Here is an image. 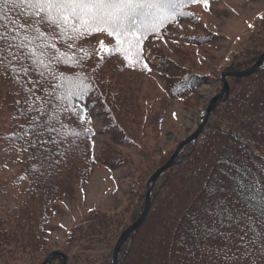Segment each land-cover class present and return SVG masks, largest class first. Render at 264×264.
I'll list each match as a JSON object with an SVG mask.
<instances>
[{"label": "trees", "instance_id": "obj_1", "mask_svg": "<svg viewBox=\"0 0 264 264\" xmlns=\"http://www.w3.org/2000/svg\"><path fill=\"white\" fill-rule=\"evenodd\" d=\"M177 3L180 11L186 14L179 15L159 34H148L144 38L141 57L136 59L133 56L134 67L129 66L119 52L106 60L100 59V54L115 44L114 40L100 46L99 36H108L106 33H95L78 41L75 49L61 46V51H75L77 56L82 55L78 49L90 53V57L82 61V68L62 67L60 71L73 78L77 72H83L94 86L95 91L89 97L91 102H86L90 111L85 118L91 116L92 123L87 127L94 129L95 135L79 141L78 147L66 151L64 157H55L60 160L59 164L49 161L39 171H29L39 162L30 158L29 151L21 150L22 142L0 139V144L6 149L26 155L18 169L20 176L13 184L28 181V186L23 189L24 196L17 205L1 211L0 200V264H41V255L51 242L52 223L57 216L59 202L76 196L98 164L112 169L132 166L130 158L112 148L118 144H141L149 127L158 130L162 125L169 100L190 98L203 85L216 81L212 74L200 71L204 64L201 48L216 44L219 34L202 26L198 15L190 10L201 2L177 0ZM189 23L193 30L180 27V24L190 26ZM163 42L166 47L159 45ZM242 43V49L233 52L229 62L225 61L224 71L248 70L264 52V13L251 25ZM189 47L194 49V53ZM145 62L151 71L144 67ZM136 74L155 76L166 93L155 103L149 101L146 113H142L136 102L139 89L132 90L130 86L129 80ZM228 81L230 93L215 103L204 131L183 147L173 165L156 181L147 217L123 245L119 264H185V250L179 247L181 235L185 234L190 222L189 215L199 211L198 205L202 202L208 178L216 177L219 185L230 192L233 182L222 172L235 176V166L240 165L242 171L264 180V63L257 72L229 77ZM64 83L67 90L79 84V80ZM18 92L19 85L0 75V137L11 136L28 124L23 118L13 119L17 111L14 101L20 99L13 93ZM206 107L201 110L200 121ZM93 112L101 118V131L109 132L113 141L103 153H96L97 131ZM65 123L78 127L75 118ZM154 130L149 129V132ZM222 159L229 160L230 164H219ZM146 162V174L139 176L136 192L131 191L136 203L126 209L127 217L126 213L93 211L81 223L70 228L61 247L68 256V264H112L113 249L119 235L144 210L145 183L152 175L150 168L154 165L149 160ZM3 187L0 180V197ZM230 199L237 197L233 193ZM209 227L218 225L210 224ZM62 263L61 258L50 262Z\"/></svg>", "mask_w": 264, "mask_h": 264}, {"label": "snow or ice", "instance_id": "obj_2", "mask_svg": "<svg viewBox=\"0 0 264 264\" xmlns=\"http://www.w3.org/2000/svg\"><path fill=\"white\" fill-rule=\"evenodd\" d=\"M189 2L207 4L208 0ZM185 14L177 0H0V75L20 87L13 93L20 96L13 104L17 110L13 119L28 121L19 132L0 139L22 142L21 150L39 162L29 171H39L49 161L59 164L55 157H64L79 141L95 135L87 127L91 116L85 118L94 86L83 72L73 78L60 71L82 68L90 53L78 49L82 55L77 56L75 51H61V46L75 49L78 41L106 33L115 44L100 59L119 52L134 67L133 56L141 57L144 38L159 34ZM144 67L151 71L146 62ZM73 79L79 84L66 90L64 82ZM70 118L78 120V127L65 123ZM235 167V176L222 172L233 182L230 192L216 177L206 181L199 211L189 215L181 235L185 264H264V180L242 171L240 165ZM233 193L235 200L230 199Z\"/></svg>", "mask_w": 264, "mask_h": 264}, {"label": "rangeland", "instance_id": "obj_3", "mask_svg": "<svg viewBox=\"0 0 264 264\" xmlns=\"http://www.w3.org/2000/svg\"><path fill=\"white\" fill-rule=\"evenodd\" d=\"M190 10L198 15L202 26L213 33L219 34V40L216 44L201 48V57H203L204 64L201 66L200 71L212 74L216 81L214 80L215 82L210 85H203L190 98L169 100L162 125L158 126V130L157 128L149 127L141 144L138 143L133 146L118 144L112 148V150L114 149L118 153H121V155L123 154L130 158L133 162L132 166L112 169L105 164H98L89 180L79 188L76 196L71 199H63L59 202L56 209L57 216L53 219L52 223L51 242L47 251L41 255V264L49 253L53 251L62 252L61 247L68 236L70 228L73 225L81 223L93 211L109 214H125L126 209L136 203L135 197L132 198L131 196V191L133 193L136 192L139 176L146 174L144 171V169L146 170V161L149 160L154 164L153 167H151L152 164H150L151 168L149 167L150 173L153 175L171 158L178 145L198 129L205 118L202 117L200 121L201 110L209 105L211 99L220 93L225 85L222 77L223 73L235 72L224 71L222 66L225 61L229 62L232 59L233 52L242 49L243 37H247L251 25L264 13V0H209L207 4L203 2L196 3ZM180 27L189 31L193 30L191 24L190 26L180 24ZM101 41L104 42L103 46H106L112 43L114 39L102 34L99 36V42ZM159 45L166 47L164 42ZM188 49L194 53V49L190 47ZM229 77L232 76H228L226 78L227 81ZM129 81L131 82L130 86L132 90L139 89L135 98L137 99V104L139 103L141 107L142 113H146L148 108H145L150 106L148 104L149 101L155 103L163 96H166L162 85L151 74L145 77H142L141 74H136ZM133 94L135 93L133 92ZM93 114L97 131L95 138L96 153H103L113 141L109 132L101 131L100 116L94 112ZM149 129L155 130L149 132ZM24 159H26V155L22 152L8 150L4 145L0 144V180L4 184L3 193L0 197L2 203L1 211L17 205L18 201L24 196L23 189L28 186V181L24 180L19 182V184H13L20 176L18 169L21 161ZM151 176H148V178L150 179ZM148 178L145 183L146 195ZM151 202L152 194L150 207ZM146 204L147 200L144 210ZM127 215L128 213H126L125 217ZM117 241L114 245L113 256ZM62 253L65 254L64 252ZM66 257L68 264V256L66 255ZM117 264H119V259Z\"/></svg>", "mask_w": 264, "mask_h": 264}, {"label": "water", "instance_id": "obj_4", "mask_svg": "<svg viewBox=\"0 0 264 264\" xmlns=\"http://www.w3.org/2000/svg\"><path fill=\"white\" fill-rule=\"evenodd\" d=\"M263 63H264V52L260 55V57L254 63V65L251 68H249L248 70L241 71V72H224L223 73L222 77H223L225 85H224L223 89L221 90V92L218 93L217 95H215L211 99L209 105L206 108V113L204 116L205 118L203 119V122L199 125L198 129L192 135H190L188 138H186L184 141H182L178 145L176 151L171 156V158L161 168H159L151 176V178L147 182V195H146L147 204H146V208H145L144 212L142 213V215L135 222H133L119 237V239L116 243V246H115V250H114L113 264L118 263L119 253H120L122 245L128 240L129 236L134 231H136L141 226V224L143 223V221H144V219H145V217L149 211V208H150V200H151L153 185L155 184L157 179L161 176L162 173H164L169 167H171V165L174 163L176 157L178 156L179 152L183 149V147H185L188 143L195 141L199 137V135L202 133L208 119L210 118V115L213 112L215 103L218 100L224 99V97L229 95L230 85H229L228 81L226 80V78L228 76L243 77V76H248L250 74H253L261 68ZM57 257H61L63 259V264H67L66 255L60 251H53V252L49 253L42 264H49L51 262V260H53L54 258H57Z\"/></svg>", "mask_w": 264, "mask_h": 264}]
</instances>
